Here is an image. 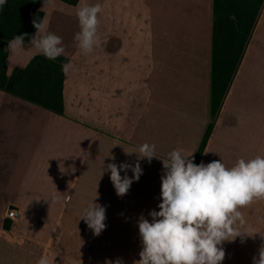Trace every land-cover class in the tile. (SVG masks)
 <instances>
[{
  "label": "crops",
  "instance_id": "obj_1",
  "mask_svg": "<svg viewBox=\"0 0 264 264\" xmlns=\"http://www.w3.org/2000/svg\"><path fill=\"white\" fill-rule=\"evenodd\" d=\"M213 2L41 1L43 20L62 38L72 68L65 73L63 113L0 89V264H37L42 258L47 264L117 258L133 264L140 258L137 221L160 210V159L174 149L194 152L196 159L212 120ZM97 3L100 46L85 55L74 40L80 31L76 12ZM262 18L264 13L199 163L222 160L230 168L238 159L264 156ZM37 55L28 39L24 51L9 52L8 74ZM144 143L154 144L160 159L140 161L139 181L118 197L110 172L102 175L103 165L112 162L106 156L133 163L136 154L125 151ZM97 193L96 202L107 206L99 236L79 221ZM9 208L17 211L14 220L7 218ZM239 211L246 223L238 230L257 233L243 243L242 237L223 242L221 264H252L264 245V198Z\"/></svg>",
  "mask_w": 264,
  "mask_h": 264
},
{
  "label": "clouds",
  "instance_id": "obj_2",
  "mask_svg": "<svg viewBox=\"0 0 264 264\" xmlns=\"http://www.w3.org/2000/svg\"><path fill=\"white\" fill-rule=\"evenodd\" d=\"M6 3L7 0H0V8ZM101 11L99 3L77 9L80 31L74 35V40L85 55L100 46L97 31ZM32 24L36 29L34 34L15 35L5 50L19 54L25 50V38L28 37L30 47L49 60L55 61L66 55L62 38L48 30L46 21L34 17ZM61 67L68 73L72 65L65 63ZM155 147L144 143L133 152L124 150L127 155L136 154L133 163L117 164L114 156H106L112 162L103 165L102 175L105 171L110 172V181L118 197L127 194L132 183L139 181L143 174L140 161L146 159L151 164L153 158L160 159ZM193 153L185 155L182 150L174 149L166 159H160L163 168L160 210L149 212L151 220L143 214L138 218L142 250L140 258L133 264H221L225 259L223 242L242 237L243 243V237L257 233L248 228L238 230L246 223L239 209L255 199L264 198V156L257 155L247 161L238 159L229 168L222 160L196 164ZM128 171L132 172L131 178ZM121 172H124L123 176ZM96 200L98 193L83 208L79 221L83 220L93 234L99 236L106 229L107 206ZM260 236L264 239V235ZM37 264H47V261L42 258ZM108 264H123V260L117 258ZM252 264H264V245L258 256L252 257Z\"/></svg>",
  "mask_w": 264,
  "mask_h": 264
},
{
  "label": "trees",
  "instance_id": "obj_3",
  "mask_svg": "<svg viewBox=\"0 0 264 264\" xmlns=\"http://www.w3.org/2000/svg\"><path fill=\"white\" fill-rule=\"evenodd\" d=\"M41 1L7 0L0 8V89L53 112L63 113L65 73L61 66L67 63V57L62 55L53 61L39 54L27 67L17 68L11 75L7 71L9 52L5 50L6 45L15 35H31L36 31L32 20L34 17L43 19ZM213 11L212 120L197 153L196 164L202 157L264 13V0H214Z\"/></svg>",
  "mask_w": 264,
  "mask_h": 264
},
{
  "label": "built area",
  "instance_id": "obj_4",
  "mask_svg": "<svg viewBox=\"0 0 264 264\" xmlns=\"http://www.w3.org/2000/svg\"><path fill=\"white\" fill-rule=\"evenodd\" d=\"M17 216V211L15 208H9L7 211V218L14 220V218Z\"/></svg>",
  "mask_w": 264,
  "mask_h": 264
},
{
  "label": "rangeland",
  "instance_id": "obj_5",
  "mask_svg": "<svg viewBox=\"0 0 264 264\" xmlns=\"http://www.w3.org/2000/svg\"><path fill=\"white\" fill-rule=\"evenodd\" d=\"M261 23H262V24L264 23V19H263V18H262V22H261ZM258 46H260V51H259V55H260V54L262 53V52H261V51H262V50H261L262 43L259 42V43H258Z\"/></svg>",
  "mask_w": 264,
  "mask_h": 264
}]
</instances>
